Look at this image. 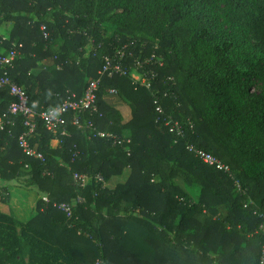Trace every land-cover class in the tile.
<instances>
[{
  "label": "trees",
  "instance_id": "trees-1",
  "mask_svg": "<svg viewBox=\"0 0 264 264\" xmlns=\"http://www.w3.org/2000/svg\"><path fill=\"white\" fill-rule=\"evenodd\" d=\"M0 13V55L18 47L11 76L37 113L72 94L82 97L99 78L102 56L134 43L135 55L145 45V57L155 53L165 62L156 68L154 89L166 112L193 123L175 145L156 124L152 93L120 76L102 78L98 106L104 117L86 119L100 131L130 138V157L112 141L89 139L90 131L71 125L68 116L69 134L59 136L58 148L37 120L30 143L44 155L42 162L23 153L22 118H13L15 126L0 132V191L31 188L41 197L26 222L0 210V264H261L264 237L251 236L260 221L243 209L235 182L264 213V0H0ZM109 21L118 36L103 35ZM54 40L62 43L55 54ZM82 80L86 84L78 86ZM109 90L131 108L130 121L106 104ZM13 101L0 90V116ZM187 145L215 155L231 173L207 166ZM125 169L128 181L114 190L96 181V175L109 181ZM76 172L91 178L85 188L74 184ZM187 187H198V200ZM79 197L85 202L71 219L53 207Z\"/></svg>",
  "mask_w": 264,
  "mask_h": 264
},
{
  "label": "built area",
  "instance_id": "built-area-1",
  "mask_svg": "<svg viewBox=\"0 0 264 264\" xmlns=\"http://www.w3.org/2000/svg\"><path fill=\"white\" fill-rule=\"evenodd\" d=\"M41 32L46 40L50 38L51 35L47 25L43 24L41 26ZM133 44L134 43H130L113 47L111 52L102 56L103 68L99 72V78L93 79L87 84V88L82 97L72 94L62 103V105L46 109L41 113L36 112L34 109L35 104L34 106H31L30 96L27 91L24 87L17 84L11 76V71L15 69L16 63L21 57L18 47L14 46L11 51L0 55V90L7 89L14 99L7 112L0 116V132L9 130L15 126L13 118H22L24 132L19 138V146L26 156L45 162L44 155L38 152L30 143L31 138L37 129V120L40 119L45 128L56 137V140L60 141L59 136H66L69 134L67 130V118L69 116L71 125L77 127L83 132L90 131V134L88 135L89 139L100 138L112 141L114 145L122 147L130 157L132 154L130 138H121L110 132L100 131L89 119H86L87 115H98L100 118L104 117L98 106V93L101 88L102 78H114L120 76L130 79L134 85L143 87L152 93L155 113L157 115L156 124L162 128L164 133L173 137L175 145L178 144L180 140L185 139L187 130L188 128L193 127V123L190 119L182 121L175 119L171 114H168L162 105L160 90L154 89L159 80V73L156 68L164 67L165 62L163 58H158L155 53L151 57H145V45L137 56L131 51ZM93 45L94 41H91V47ZM19 48H22V45H19ZM97 51L98 49L96 50V53ZM168 80L174 83V78H169ZM108 94L117 95V91L109 90ZM168 95L169 93L167 92L164 95V98L168 97ZM187 150L207 166L224 173H231L230 166L215 155L199 149L194 145H187ZM76 156L77 153L74 157ZM28 167L29 166L27 165L26 168ZM73 180L76 186L85 188L91 178L86 174L76 172L73 174ZM96 181L103 183V185L105 184V180L101 175H96ZM235 185L237 191L244 198L242 202L243 209L250 211L251 215L260 221L258 228L251 236L259 235L264 237V213H261L258 210L255 202L248 195L247 190L242 188L239 181H236ZM42 200L47 204L50 203L48 196H43ZM84 202L85 199L79 197L74 204L54 202L53 207L64 212L67 217L71 219L73 217L75 206ZM261 264H264V249Z\"/></svg>",
  "mask_w": 264,
  "mask_h": 264
},
{
  "label": "crops",
  "instance_id": "crops-1",
  "mask_svg": "<svg viewBox=\"0 0 264 264\" xmlns=\"http://www.w3.org/2000/svg\"><path fill=\"white\" fill-rule=\"evenodd\" d=\"M10 28L11 27L9 25L8 29H10ZM8 29H6L5 31L2 30L4 32L2 34L4 35L6 32H8ZM3 35H1V36H3ZM4 39H6L5 35H4ZM45 63H46V61L44 60L42 65H45ZM48 67H50L49 64H47L45 67H43V70L48 69ZM38 69H37V71L39 73L40 70H38ZM104 99H105V102H106L107 105H109V106L115 108L117 111H119V113L121 114V116H122V118H123V120L125 122H128V121H130L132 119V110H131V108L129 106H127L120 99L119 96L107 94ZM124 136L130 137L131 136L130 131H124ZM59 142L60 141L54 139L52 141V143H51L52 148H58L59 147ZM130 175H131V171L129 169H125L122 175L115 176V177L111 178L109 181H105L104 186L106 188L110 189V190H114L118 185L125 184L128 181ZM189 189H191V188L187 187L188 192L192 195L193 193H191ZM18 190H19V188L12 190L11 194L9 192V197L10 198H9V202L7 203L6 207L8 209V214L9 213H11V214L13 213V215L19 221L26 222V221H28L29 219H31L33 216H35L37 214V202L40 199L41 195H39L34 189H31V188H28V190H30L31 192L24 191V190L18 191ZM23 194H27L30 197L27 201H29V203L31 204V206H33V208L35 210L34 214L29 219L28 218L24 219V214L21 213V212H18L21 209L20 208L19 209L15 208V205H14L15 201L18 202V203L20 202L19 201L20 197H24L25 198V196H23ZM192 197H194V195H192ZM20 204H22V203L20 202ZM11 210H13V212Z\"/></svg>",
  "mask_w": 264,
  "mask_h": 264
},
{
  "label": "rangeland",
  "instance_id": "rangeland-1",
  "mask_svg": "<svg viewBox=\"0 0 264 264\" xmlns=\"http://www.w3.org/2000/svg\"><path fill=\"white\" fill-rule=\"evenodd\" d=\"M223 8L225 9V10H230V6H229V3L228 2H225L223 5ZM0 18L2 19V14L0 13ZM224 21H226L227 22V18H224ZM112 23L113 22H111V21H109V25L110 26H108L109 28H104L103 29V35L105 36V37H112V36H118L119 35V33H117L116 31H115V27H112ZM114 24L116 25V24H118L117 22H114ZM10 25V27L12 28V26H13V23H10V24H8V25H6V26H4V29L6 30V29H8V26ZM10 28V29H11ZM10 29H8V32H6L5 34H6V36H8L9 34H10ZM61 41H59V40H54L53 41V43H52V45H51V48H52V50H53V53L55 54V53H57L58 51H59V49H60V46H61ZM86 51V55H88V54H90V52H92V49H91V47H87V49L85 50ZM86 84V80H82V81H80L79 82V84H78V86L79 85H85ZM17 188H19V190L18 191H20V190H24V191H29V192H31L30 190H28L27 188H20V187H10L9 188V192H10V194H11V192H12V190H14V189H17ZM190 190V192L191 193H193L192 195H194V199L195 200H198V196H199V189H198V187L197 188H191V189H189ZM9 192H6V191H4V190H1L0 191V210H2L3 212H5V213H7L8 214V209H7V207H6V205H7V203L9 202ZM22 193V192H21ZM23 196H25V198L24 197H20V199H19V201L23 204H20V202L18 203V202H14V205H15V208H20L21 210H19L18 212H21V213H23L24 214V219L25 218H30L33 214H34V212H35V210H34V208H33V206H31V204L29 203V201H27L30 197L27 195V194H23ZM6 198V203H4V201H3V199H5ZM12 212H13V210H11ZM15 213V212H14ZM10 214V213H9ZM13 214V213H12Z\"/></svg>",
  "mask_w": 264,
  "mask_h": 264
}]
</instances>
